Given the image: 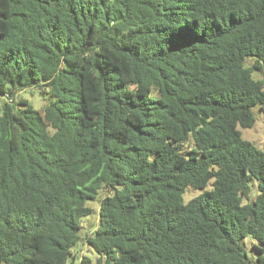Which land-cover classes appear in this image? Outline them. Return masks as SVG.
<instances>
[{"label": "trees", "instance_id": "16d2710c", "mask_svg": "<svg viewBox=\"0 0 264 264\" xmlns=\"http://www.w3.org/2000/svg\"><path fill=\"white\" fill-rule=\"evenodd\" d=\"M263 64L264 0H0V264H264Z\"/></svg>", "mask_w": 264, "mask_h": 264}, {"label": "rangeland", "instance_id": "374dc122", "mask_svg": "<svg viewBox=\"0 0 264 264\" xmlns=\"http://www.w3.org/2000/svg\"><path fill=\"white\" fill-rule=\"evenodd\" d=\"M253 61H254L253 58H248L245 65L250 66V64ZM252 76L255 79H264V64H263V70L253 71ZM17 96L27 98L30 104H32L33 107L36 109L43 108L44 105H46L51 99V95L47 93H39L38 89H26L18 93ZM252 112L255 117V124L252 127L239 126V129L241 130L242 136L244 139L251 141L259 148L264 149V111L261 110L259 106H254L252 107ZM210 187L211 185L208 186V188ZM203 191L204 190L202 189H194L192 187L187 188L183 195L184 201L185 202L189 201L191 198L199 195ZM108 192L109 191L103 192V194L104 193L106 194ZM89 204L94 208V212L88 216H85L82 219V223H83L82 236L83 237H86L87 234L91 233V230L97 226L98 218H99L100 201L99 200L91 201ZM82 242L80 241L75 249L76 250L80 249V255H88L93 260H96L98 257V253L92 247L89 249L86 246V244L88 243L85 239L82 240ZM254 242L256 241L250 236L246 237L243 242L245 245V250L247 251L249 257L253 259H255L257 256V253L253 248ZM74 264H80L79 259H76Z\"/></svg>", "mask_w": 264, "mask_h": 264}]
</instances>
